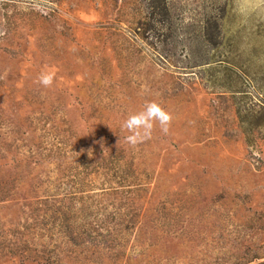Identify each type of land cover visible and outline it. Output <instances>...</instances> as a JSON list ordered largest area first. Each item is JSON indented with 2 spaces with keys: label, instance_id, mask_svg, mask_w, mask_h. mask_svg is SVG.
<instances>
[{
  "label": "rangeland",
  "instance_id": "rangeland-1",
  "mask_svg": "<svg viewBox=\"0 0 264 264\" xmlns=\"http://www.w3.org/2000/svg\"><path fill=\"white\" fill-rule=\"evenodd\" d=\"M0 264H264V0H0Z\"/></svg>",
  "mask_w": 264,
  "mask_h": 264
},
{
  "label": "clouds",
  "instance_id": "clouds-1",
  "mask_svg": "<svg viewBox=\"0 0 264 264\" xmlns=\"http://www.w3.org/2000/svg\"><path fill=\"white\" fill-rule=\"evenodd\" d=\"M55 76V70L42 71L36 83L45 88H50L53 85ZM172 119V114L159 103L155 101L146 102L140 111L129 115L122 122L121 128L129 133L125 136V141L133 147L142 144L152 138L157 125H159L162 133L168 134Z\"/></svg>",
  "mask_w": 264,
  "mask_h": 264
}]
</instances>
